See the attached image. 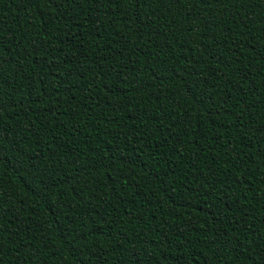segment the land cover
<instances>
[{"label":"trees","instance_id":"trees-1","mask_svg":"<svg viewBox=\"0 0 264 264\" xmlns=\"http://www.w3.org/2000/svg\"><path fill=\"white\" fill-rule=\"evenodd\" d=\"M0 264H264V0H0Z\"/></svg>","mask_w":264,"mask_h":264},{"label":"snow or ice","instance_id":"snow-or-ice-1","mask_svg":"<svg viewBox=\"0 0 264 264\" xmlns=\"http://www.w3.org/2000/svg\"><path fill=\"white\" fill-rule=\"evenodd\" d=\"M213 2H215V0H213Z\"/></svg>","mask_w":264,"mask_h":264}]
</instances>
